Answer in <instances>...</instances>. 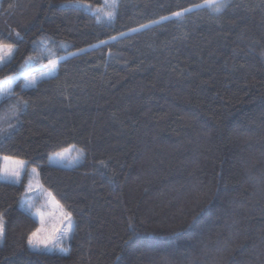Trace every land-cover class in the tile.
Here are the masks:
<instances>
[{"label":"trees","instance_id":"obj_1","mask_svg":"<svg viewBox=\"0 0 264 264\" xmlns=\"http://www.w3.org/2000/svg\"><path fill=\"white\" fill-rule=\"evenodd\" d=\"M199 2L121 0L104 27L62 9L65 0H0V39L17 47L0 78L41 37L74 52ZM111 51L70 57L55 79L26 90L28 108L0 151L35 167L76 224L67 256L30 251L39 224L19 206L29 177L0 183V264H264V0L129 32ZM70 144L87 149L82 163L51 165L52 151Z\"/></svg>","mask_w":264,"mask_h":264},{"label":"snow or ice","instance_id":"obj_2","mask_svg":"<svg viewBox=\"0 0 264 264\" xmlns=\"http://www.w3.org/2000/svg\"><path fill=\"white\" fill-rule=\"evenodd\" d=\"M232 6V0H200L199 3H192L187 7H178L169 15H161L159 19H150L148 23L140 24L138 28H130L129 32H140L142 30L151 29L153 26H159L164 22L181 23L188 18L190 14L200 11H207L211 18L219 17L226 9ZM11 8L12 5H9ZM121 0H103V3L94 5L90 0H65L61 4L62 9H71L82 12L87 15L98 26H111L119 15ZM239 7V5H236ZM129 32L121 31L118 35H112L107 39H101L97 44L90 45L92 48L108 47V55H112L111 46L113 42H118L122 38L128 36ZM15 37L22 39L21 33L15 31ZM54 47L61 48L66 54L57 55L52 51ZM87 51V49H78L77 51H69L68 46L62 41L59 45L50 38L41 37L39 41H32V50L27 55L23 63L19 65V69L13 74L4 75L0 78V104H7L5 111L0 112V148L3 144L10 140L15 130L21 123V117L28 108V101L23 96L28 89H35L40 82L55 79L61 62L68 60L70 57L78 56ZM17 47L12 42H6L0 39V72L4 68L10 66L15 58ZM45 53H48L47 63L42 64L40 75L33 74V65L40 62ZM264 56V52L261 53ZM23 79L24 83L20 86V92L14 90V86L19 79ZM87 149L83 146L70 144L62 147L60 150H53L48 160L51 165H55L61 169H76L84 160ZM0 183L4 185L20 186L24 182V176L28 175V182L24 185L23 192L19 196L20 209L32 217H39L40 227L35 231H31L27 235L26 243L28 249L33 252L42 253H58L67 256L70 253L69 242L73 239L74 227L76 221L74 219L71 206L65 210L64 205L57 201L52 191H47L40 184L39 172L34 167L31 173H28V161L18 158L14 155L4 154L0 151ZM99 168H108L107 161L100 159L96 161ZM40 191L49 203L55 204L60 209L58 221L51 227L46 225L43 213L36 208L35 197L30 193ZM35 209V211H33ZM8 228L7 210H0V244L6 238ZM128 228L134 232L135 226L132 220H129ZM128 241H125L127 243Z\"/></svg>","mask_w":264,"mask_h":264},{"label":"rangeland","instance_id":"obj_3","mask_svg":"<svg viewBox=\"0 0 264 264\" xmlns=\"http://www.w3.org/2000/svg\"><path fill=\"white\" fill-rule=\"evenodd\" d=\"M91 48L92 47H88V48H84V49L89 50ZM32 70H33V74L34 75L39 76L40 75V71L43 70L42 69V64H40L39 67L35 69L36 70L35 72H34V69H32ZM18 81H22V84L24 83V80L22 78L19 79ZM31 169L32 168H30L28 170L29 174L31 173ZM30 195H32V196H34L36 198L35 199L36 208H39L41 210V212L43 213L45 221H46V225L48 227H51L53 224H55L58 221V219H59L60 209L58 207H56L55 204L49 203L47 201V198L40 191H36V192L30 193ZM33 211H35V209H33ZM32 218L35 219L38 222L39 227H40L41 225H40L39 217H32ZM69 244H70V242H69ZM56 254H58V253H56Z\"/></svg>","mask_w":264,"mask_h":264}]
</instances>
